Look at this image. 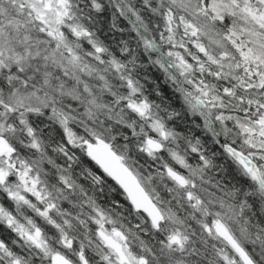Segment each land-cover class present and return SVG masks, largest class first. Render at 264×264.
<instances>
[{
  "label": "trees",
  "instance_id": "16d2710c",
  "mask_svg": "<svg viewBox=\"0 0 264 264\" xmlns=\"http://www.w3.org/2000/svg\"><path fill=\"white\" fill-rule=\"evenodd\" d=\"M65 2V20L85 33L79 39L68 34L67 43L88 56L91 38L101 48L98 64L69 69L35 56L34 48L13 52L17 40L10 31L1 37L7 51L0 61V137L12 148L3 154L8 181L17 173L31 190L21 208L29 207L26 215L47 248L74 264H108L93 218L99 209L142 264H226L228 250L239 257L215 232L217 223L263 264L254 247L264 248V21L241 0ZM206 26L233 65L228 78L217 68L214 42L204 41ZM173 58L184 74L170 68ZM128 83L138 88L133 96ZM131 102L145 104L170 133L164 147L146 151L144 144L158 135ZM85 139L109 144L140 175L164 215L159 228L88 158ZM170 166L182 182L167 177ZM173 227L184 235L181 246L169 243ZM16 239L0 222L9 254L47 264L45 253L27 256Z\"/></svg>",
  "mask_w": 264,
  "mask_h": 264
},
{
  "label": "rangeland",
  "instance_id": "374dc122",
  "mask_svg": "<svg viewBox=\"0 0 264 264\" xmlns=\"http://www.w3.org/2000/svg\"><path fill=\"white\" fill-rule=\"evenodd\" d=\"M256 3L260 5L258 6ZM65 4V0H0V61L3 62L1 57L4 56L5 51H7L5 43L3 44L4 37H1L6 36V33L10 31L14 37L16 36L17 40L15 44L12 45L13 52L21 54L26 47L34 48L32 50L33 52H36L35 56H42L46 60L61 61L62 63H65L64 65H67L69 69H73L80 65L85 66L90 60L98 64L101 61L98 57L101 48L94 44V41L91 38L88 39L89 48L91 47L88 56L84 50L73 48L72 44L67 43L66 40L69 36L68 34L74 39H79L85 38V33L81 27L65 20ZM241 4L245 5L244 8L250 12L252 17L264 21V0H241ZM4 13H10V15H5ZM4 17L9 19L2 20ZM30 18L33 19V24L31 23ZM201 29L202 26H199V31L202 33L203 29ZM206 31L207 32L204 34V41L208 44L210 41L214 42L212 50L216 53V58L218 57L217 68L219 72L222 73V77L228 78L233 74V65L229 62V56L221 51L224 44L220 43L219 37L217 38V35H214L207 26ZM33 32L37 33V35H31ZM39 32L48 36L47 40L43 35L42 37L38 36ZM194 32L195 34L197 33L196 31ZM4 65H7L6 61ZM169 65L170 68L172 66L177 68L178 74L185 73L177 63V58H173L171 62L169 61ZM79 77L81 78L82 76L79 75ZM128 88L131 96L138 92V88L130 83H128ZM128 107L135 112L137 111L142 118L149 120L153 130H155L158 135V139L153 140L158 146L157 150L164 147L163 144L169 139L170 133L163 128L160 120H157L152 113L148 111L150 109L143 103L131 102V105L128 103ZM30 139L32 140L31 144L37 147L32 136ZM96 142L101 143L98 140H96ZM149 142L150 141L144 144V148L146 151L153 153L154 151H151L148 148ZM0 145L8 146L2 137H0ZM4 153H0V177L3 179V181H0V199L2 197L7 203L9 202L10 205L14 207V213L10 214L0 200V222H4L11 232L16 235L17 239L15 243H18L17 246L20 247L27 256L29 252L37 250L48 256L47 264H58L59 260H65L67 258L58 252H51L49 248H47L46 241L38 230L36 224L26 215V212L30 211L29 207L28 209L21 208L24 205L28 206L29 200L27 197L30 196L29 193L31 190L24 186L20 179L16 178L18 177L17 173H15V178L11 180V182L8 181L11 174V168L5 163V158L3 156ZM121 158L123 159V157ZM181 165H185L182 160L180 166ZM242 167L247 170V175L250 178H254L250 173L251 169L249 166L247 167L244 164ZM23 172L26 176L28 175L26 169ZM137 177L139 178L140 183L144 185L143 181L140 179V175L137 174ZM94 214L95 216L93 218L96 219L99 228L98 236L107 249V263L142 264L140 259L135 258L128 252L122 234L112 227L111 219L106 217V215L99 209L96 210ZM169 229V243L181 246L184 243V235H182V231L179 228L174 227ZM214 230L223 238V240H225V242H227L217 226H215ZM3 245L4 244L0 242V264H32L29 262L23 263L19 257L16 258L12 256V254H9V250L5 249ZM254 249L256 253H258L259 260L264 264V248L261 247L259 249L258 247H254ZM5 256L7 260L4 263L2 262V259ZM223 257L226 264H243L242 258L240 256L235 257V254H231L229 250L223 253Z\"/></svg>",
  "mask_w": 264,
  "mask_h": 264
},
{
  "label": "water",
  "instance_id": "95a60500",
  "mask_svg": "<svg viewBox=\"0 0 264 264\" xmlns=\"http://www.w3.org/2000/svg\"><path fill=\"white\" fill-rule=\"evenodd\" d=\"M83 144L85 145V154H87L88 158L94 165H97L102 173L108 176L115 185L120 187L133 209L136 212H142L146 215L151 226L159 228V224L162 222L164 215L161 213L157 204H155L151 195L147 193L143 184L140 183L136 174L122 161L120 155L107 143H94L85 139ZM148 148L151 151H156L158 146L155 141H150ZM11 150V147L0 145V153L10 152ZM164 172H166L168 178H172L177 182H182L184 180L183 175L171 166L165 167ZM0 181H3L2 177H0ZM216 226L230 246L241 256L243 264H256L221 223H217ZM58 264L74 263L69 259H65L59 260Z\"/></svg>",
  "mask_w": 264,
  "mask_h": 264
}]
</instances>
